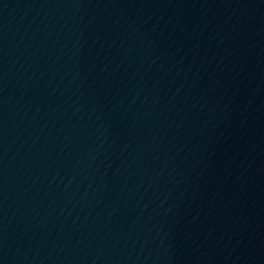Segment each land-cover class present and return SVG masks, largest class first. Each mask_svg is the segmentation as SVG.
<instances>
[{"label":"water","instance_id":"95a60500","mask_svg":"<svg viewBox=\"0 0 264 264\" xmlns=\"http://www.w3.org/2000/svg\"><path fill=\"white\" fill-rule=\"evenodd\" d=\"M264 149V0H0V264H240Z\"/></svg>","mask_w":264,"mask_h":264}]
</instances>
